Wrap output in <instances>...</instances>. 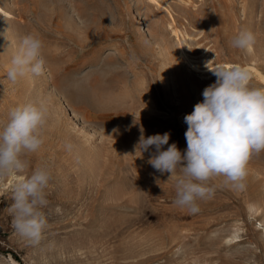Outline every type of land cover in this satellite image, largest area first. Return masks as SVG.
<instances>
[{
  "label": "rangeland",
  "instance_id": "rangeland-1",
  "mask_svg": "<svg viewBox=\"0 0 264 264\" xmlns=\"http://www.w3.org/2000/svg\"><path fill=\"white\" fill-rule=\"evenodd\" d=\"M241 30L256 37L248 50L231 46ZM0 33V126L12 107L44 104V144L24 157L25 175L52 173L38 244L13 227L18 177L0 181V264H264V152L243 188L217 177L190 214L174 204L179 170L161 174L135 147L143 130L187 148L184 116L215 82L208 68L248 67L249 86L264 88V0H0ZM28 34L42 39L46 70L13 83ZM98 87L106 100L85 96Z\"/></svg>",
  "mask_w": 264,
  "mask_h": 264
},
{
  "label": "clouds",
  "instance_id": "clouds-1",
  "mask_svg": "<svg viewBox=\"0 0 264 264\" xmlns=\"http://www.w3.org/2000/svg\"><path fill=\"white\" fill-rule=\"evenodd\" d=\"M255 42L254 33L241 30L232 38L231 46L248 50ZM43 49L38 35L22 37L6 78L16 83L29 75L42 76L46 70ZM209 70L215 82L204 88L203 100L184 116L187 148L182 152L176 143L169 144V132L145 137L143 130L135 146L142 154L150 153L148 163L161 174L169 173L171 178L179 170L174 204L190 214L199 213V202L214 196L216 186L212 181L217 177H223L226 186L243 188L249 162L264 152V88L250 87V74L239 64H222ZM46 120V106L29 102L12 107L0 126V181L18 177L9 208L13 227L37 244L49 227L44 209L49 204L47 190L52 173L47 166H39L25 175L29 162L24 157L43 146Z\"/></svg>",
  "mask_w": 264,
  "mask_h": 264
},
{
  "label": "bare ground",
  "instance_id": "bare-ground-1",
  "mask_svg": "<svg viewBox=\"0 0 264 264\" xmlns=\"http://www.w3.org/2000/svg\"><path fill=\"white\" fill-rule=\"evenodd\" d=\"M151 1H157V0H151ZM174 31H175V29H174ZM179 31V30H178ZM176 33V32H175ZM177 33H179V32H177ZM177 35V34H176ZM179 37V36H178ZM180 39V38H179ZM181 45V44H180ZM181 53H182V55L184 56V57H186V58H188V63H191L193 66H196L195 64H193V61L191 60V58H189V56L187 55V53L185 52V50H184V48H182L181 47ZM193 59V58H192ZM227 65H234V64H227ZM192 66V67H193ZM198 67V66H197ZM244 67V66H243ZM195 68V70H196V67H194ZM199 68V67H198ZM244 68H246V70L249 72V74H251L252 72H251V70L248 68V67H244ZM254 68V67H253ZM209 70V69H208ZM207 73H208V71H206ZM206 73V74H207ZM254 73V72H253ZM258 74V73H257ZM252 75V74H251ZM256 75V74H255ZM210 76V75H209ZM259 76H260V79L264 82V75L263 74H259ZM209 85H211V83L209 82V84L207 85V86H209ZM99 88H101V87H98V88H96V90H92L93 92H87L86 94H85V96L87 97V98H95V100L96 101H103V99L104 98H106L105 97V95L107 96V93L105 92V91H103L102 89H103V87L101 88V89H99ZM84 96V95H83ZM86 97H85V99H86ZM107 97H109V96H107ZM107 99V98H106ZM106 99H104V100H106ZM88 101H89V99H88ZM93 101H94V99H93ZM90 103V102H89Z\"/></svg>",
  "mask_w": 264,
  "mask_h": 264
}]
</instances>
